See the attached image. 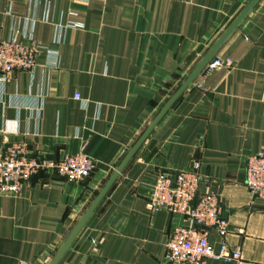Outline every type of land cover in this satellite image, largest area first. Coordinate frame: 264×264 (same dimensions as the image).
I'll use <instances>...</instances> for the list:
<instances>
[{"label": "crops", "instance_id": "1", "mask_svg": "<svg viewBox=\"0 0 264 264\" xmlns=\"http://www.w3.org/2000/svg\"><path fill=\"white\" fill-rule=\"evenodd\" d=\"M251 0H0V38L30 41L33 13L79 23L52 40L37 20L42 50L31 71L0 83V152L6 140L58 159L82 152L91 174L68 181L39 172L0 194V264H49L116 168L210 48ZM9 13H8V12ZM231 67L195 77L153 126L56 264H169L165 243L179 215L146 207L158 172L200 164L198 193L214 191L238 264H264V201L245 185L244 164L264 145V0L212 56ZM78 94L80 99H75ZM208 240L220 248L217 231ZM204 264H237L207 259Z\"/></svg>", "mask_w": 264, "mask_h": 264}, {"label": "built area", "instance_id": "2", "mask_svg": "<svg viewBox=\"0 0 264 264\" xmlns=\"http://www.w3.org/2000/svg\"><path fill=\"white\" fill-rule=\"evenodd\" d=\"M36 4H33L34 8ZM37 20L53 22L54 43L61 40L65 29L81 26L67 19L63 13L53 19L49 14L48 5L41 14L33 13L22 29V36L28 39L30 44H23L16 36L0 38V83L6 82L15 70H33L39 53L47 49L33 39L34 24ZM47 52V60L54 64L56 53L49 49ZM232 65L230 58L214 56L203 72L206 74L215 68ZM75 99H80L78 94ZM93 168V160L82 152L64 154L54 160L46 154H33L24 142L6 140L0 152V194H16L23 182L39 172H56L68 181H79L88 177ZM244 172L245 185L253 198L264 201V145L257 152L247 156ZM199 179L200 164L195 161L192 167L173 174L158 172L150 185L145 204L148 210H164L186 220V224L174 226L170 232L165 243L167 261L169 264H204L207 259H218L238 264L239 251L231 250L223 240L228 226L222 218L219 196L214 191L198 193ZM211 228L217 231L220 238V248L217 251L208 240Z\"/></svg>", "mask_w": 264, "mask_h": 264}, {"label": "water", "instance_id": "3", "mask_svg": "<svg viewBox=\"0 0 264 264\" xmlns=\"http://www.w3.org/2000/svg\"><path fill=\"white\" fill-rule=\"evenodd\" d=\"M258 0H251L247 6L242 10V12L237 16V18L231 23V25L225 30V32L220 36V38L215 42V44L210 48V50L207 52V54L203 57V59L199 62V64L193 69V71L189 74V76L184 80L182 85L174 92V94L168 99V101L165 103V105L161 108V110L158 112L150 126L145 130V132L142 134V136L138 139V141L134 144V146L131 148V150L128 152V154L125 156V158L122 160V162L119 164V166L116 168L114 173L111 175V177L108 179L102 190L99 192L95 200L92 202L88 210L85 212L83 217L80 219L78 224L75 226L71 234L68 236L67 240L64 242L62 247L59 249L57 254L54 256L52 261L49 264H56L61 255L64 253L68 245L70 244L71 240L79 230V228L82 226L90 212L93 210L95 205L98 203V201L101 199V197L106 193V191L109 189L115 178L118 176V174L121 172L125 164L128 162V160L131 158L133 153L136 151V149L140 146V144L144 141L148 133L151 131L153 126L159 121V119L165 114V112L169 109V107L174 103V101L182 94V92L189 86V84L195 79V77L204 69L206 64L209 62V60L212 58V56L216 53V51L219 49V47L222 45V43L227 39V37L232 33V31L238 26V24L242 21V19L249 13V11L253 8V6L257 3Z\"/></svg>", "mask_w": 264, "mask_h": 264}]
</instances>
